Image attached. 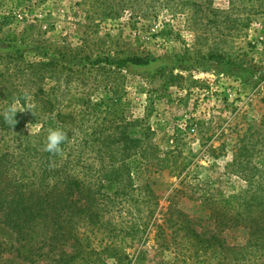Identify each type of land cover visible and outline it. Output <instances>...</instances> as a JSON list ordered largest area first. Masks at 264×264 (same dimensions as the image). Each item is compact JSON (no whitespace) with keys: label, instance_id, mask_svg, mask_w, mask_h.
Masks as SVG:
<instances>
[{"label":"rangeland","instance_id":"rangeland-1","mask_svg":"<svg viewBox=\"0 0 264 264\" xmlns=\"http://www.w3.org/2000/svg\"><path fill=\"white\" fill-rule=\"evenodd\" d=\"M258 1L214 0L212 6L236 18L252 14L249 5L254 2L264 4ZM259 12L236 32L233 23L229 29L207 19L194 25L189 9L168 0H0V56L21 50L28 62L0 59V73L16 74L11 83L25 103L15 99L10 105L16 106L14 117L24 123V132L41 134V103L50 97L65 112L91 113L100 103L96 119L135 121L136 136L150 129L143 147L155 146L159 158L167 160L159 167L151 158L153 164L132 175L136 186L149 184L158 197L155 217H167L175 196L184 211L205 217V197L229 199L264 185V7ZM214 42L220 56L208 59ZM132 56L149 64L114 62ZM43 57L55 65L54 77L44 79L45 93L33 83V74L42 69L31 67ZM4 106L0 104V114L8 110ZM75 138L89 140L85 133L73 134L68 153ZM88 161L102 163L95 153ZM121 208L108 214L120 228L129 221L128 211ZM12 237L0 225V241L10 243ZM119 241L89 242L97 254L102 244L121 250V259L104 254L93 262L129 264L124 257L130 256L131 264L138 257L136 264H195L183 258L178 242L161 248L155 229L141 240ZM3 261L23 264L13 253H4ZM38 264L49 263L41 259Z\"/></svg>","mask_w":264,"mask_h":264},{"label":"trees","instance_id":"trees-1","mask_svg":"<svg viewBox=\"0 0 264 264\" xmlns=\"http://www.w3.org/2000/svg\"><path fill=\"white\" fill-rule=\"evenodd\" d=\"M213 1L168 0V4L176 2L181 9H189L194 25L204 24L207 19L208 24L225 23L229 29V23H233L236 32L248 27L252 17L264 7L263 3L254 2L249 5L252 14L232 18L215 11ZM211 15L219 17L218 21L212 20ZM162 31L164 35L169 33L166 27ZM218 46L214 42L213 49L207 53L208 59L220 56ZM2 58L17 64L28 63L21 50ZM46 59L31 62L34 64L31 67L42 69L39 74H33L40 79H33V83L43 93L44 79L55 75L54 63L45 62ZM114 62L149 64L139 56ZM15 75L7 77L0 73V104L7 105L4 111L15 99L25 104L21 95L16 94L18 88L11 83ZM42 102L43 116L39 115L38 119L42 121L43 132L35 136L23 131L24 123L18 118L13 117L11 123L6 121L8 110L0 114V225L13 234L10 243L0 241V264H5L1 262L4 253H13L23 264H38L41 259L49 264H96L93 260L104 254L121 259L118 246L102 244L103 251L97 254L89 242H120L121 237L134 242L154 229L156 241L163 242L161 248L168 250L169 242H178L183 258L195 264H264V185L252 184L254 188L250 192L229 199L205 197L203 205L209 210L201 214L205 217L184 211L175 196L167 217L163 216L164 222L159 224L163 218L155 217L158 197L149 184L136 186L132 177L139 168L155 162L159 167L167 163L166 158H159L155 146L143 147L145 140L150 141V129L138 137L134 132L135 121L96 119L94 112L100 103L91 113L78 115L63 111L61 103L50 97ZM91 128L94 129L88 133ZM49 129H60L66 136L58 153L45 151ZM81 133L89 140L75 138L76 144L68 153L73 134ZM91 153L97 154L102 161L100 165L89 163ZM119 205H122L120 211L125 209L129 214V221L121 228L108 218ZM129 257L124 258L131 264L133 260ZM138 261L139 257L134 263Z\"/></svg>","mask_w":264,"mask_h":264},{"label":"clouds","instance_id":"clouds-1","mask_svg":"<svg viewBox=\"0 0 264 264\" xmlns=\"http://www.w3.org/2000/svg\"><path fill=\"white\" fill-rule=\"evenodd\" d=\"M17 112L16 106L12 105L8 109V114L5 116L6 121L12 122L13 117ZM66 136L60 129H49L47 135V143L45 145V151L50 153H58L61 149V144L65 141Z\"/></svg>","mask_w":264,"mask_h":264}]
</instances>
